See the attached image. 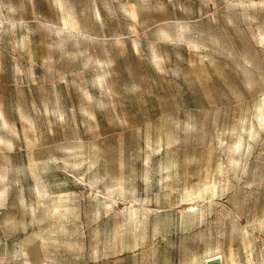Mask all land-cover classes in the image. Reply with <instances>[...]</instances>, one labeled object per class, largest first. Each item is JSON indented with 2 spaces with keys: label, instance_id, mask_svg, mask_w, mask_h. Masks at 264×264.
<instances>
[{
  "label": "clouds",
  "instance_id": "clouds-1",
  "mask_svg": "<svg viewBox=\"0 0 264 264\" xmlns=\"http://www.w3.org/2000/svg\"><path fill=\"white\" fill-rule=\"evenodd\" d=\"M0 264H264V0H0Z\"/></svg>",
  "mask_w": 264,
  "mask_h": 264
}]
</instances>
